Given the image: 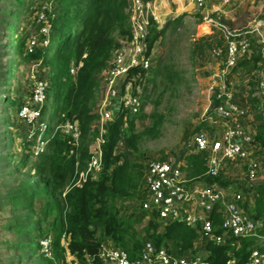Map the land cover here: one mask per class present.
Listing matches in <instances>:
<instances>
[{
	"label": "trees",
	"instance_id": "trees-1",
	"mask_svg": "<svg viewBox=\"0 0 264 264\" xmlns=\"http://www.w3.org/2000/svg\"><path fill=\"white\" fill-rule=\"evenodd\" d=\"M0 2V29L4 26L8 32L6 35H10L3 44L7 64L2 76L10 85L16 60L24 63L31 59H42L46 69L52 67L54 74L49 76L47 99L42 112L54 113V124L77 122L82 141L78 146L70 136L58 133L53 137L47 136L46 151L30 164V148L37 134L30 135L29 130L22 136L21 153L16 155L11 151L14 136L7 129H15L17 125L11 124L8 115L1 121L6 127L4 136L7 145L0 147V161L5 169L0 179L6 191L5 195H0V209L8 207L13 216L6 230L21 236L19 242L11 244L18 255L17 262L101 264L98 255L101 246L108 240L112 246L125 251L131 260L137 258L146 242H150L157 249L164 248L176 257L195 256L201 250L206 264H225L228 260H234L235 264H247L251 247L257 243L258 237L264 236V184L251 186L246 181L228 182L221 173L217 177L208 176L205 174V152L191 151L184 155L181 169L185 180L189 183L199 180L203 182L202 185L215 184L224 189L232 184L236 192L252 202L251 207L248 202L241 207L257 225L256 237H230L225 244L208 242L203 249H199L196 246L199 239L196 229L178 221L162 222L155 213L143 210L145 190L142 165L129 160L131 153L117 152L120 142L125 143L130 151H136L138 134L135 131V116H130L127 111H120L107 125L103 136L100 177L81 186H72L78 173L86 166L89 143L97 135V128L90 132L96 118L97 75L106 68L112 51L119 47L115 35L126 39L130 34L126 12L129 0H56L53 12L48 13L50 44L31 56H26L24 52L29 32L18 36L17 30L28 16L27 22L33 23L37 0ZM154 24L152 20L146 41L147 56L151 55L155 43L169 25L157 30L153 29ZM71 64L77 67L75 75L70 73ZM231 71L250 76L244 87L233 91L232 103L250 114V124L255 131L253 144L258 154H264V123L256 110V92L264 72V60L255 41L251 53L240 58ZM145 74V70L139 69L131 72L139 79ZM4 99V108L14 109V115L24 102L23 98L16 102L7 97ZM219 104L220 101L212 97L211 108ZM142 110L143 104L140 112ZM192 185L195 186L194 183ZM129 200H133L138 207L131 210L125 204ZM144 220L146 223L138 233L135 226ZM219 223V218L215 217V226ZM47 237L52 240V259L41 253L39 245Z\"/></svg>",
	"mask_w": 264,
	"mask_h": 264
},
{
	"label": "built area",
	"instance_id": "built-area-1",
	"mask_svg": "<svg viewBox=\"0 0 264 264\" xmlns=\"http://www.w3.org/2000/svg\"><path fill=\"white\" fill-rule=\"evenodd\" d=\"M53 0H37L33 25L36 31L29 33L25 40L26 56L34 55L50 44L51 25L48 13ZM157 0H129L127 15L130 26L129 37L116 51L109 67L103 75L104 97L98 107L99 125L97 138L89 147V158L85 169L80 171L72 186H81L89 180H97L102 173V145L107 125L112 122L120 111H127L130 116L140 113L142 101L135 90H131L128 79L134 70L149 71L152 67L151 57L147 56L146 41L151 22L156 21L154 2ZM171 2L174 0H159ZM194 7L204 13L202 27L205 32L214 30L223 41V47L210 50L212 60H221V69L213 73L209 90L212 97L220 104L205 113V121L209 126L218 125V131L200 130L192 137V152H205L206 175L217 177L226 167H241L248 179H254L261 170V162L251 156V147L255 131L246 120H250L247 110L232 103L233 88L227 84V78L238 60L251 53V46L259 47L264 60V21L254 24L243 32L231 30L219 18H214L206 10V0H190ZM238 0H222V6ZM25 80L31 84L29 95L16 111V119L30 128V135L37 134L34 145L30 148V158L35 160L43 149L47 148V136L61 134L70 136L77 144L80 140V129L77 122L65 121L49 126L42 120L43 108L46 104V92L49 86L46 68L42 59H31L24 62ZM77 67L70 66V73L75 75ZM125 83V84H124ZM124 85V86H123ZM257 112L264 123V72L258 82ZM212 104V102H211ZM228 107V108H227ZM213 128V127H212ZM49 132V135H47ZM47 135V136H46ZM179 161L152 160L147 163L144 171L145 201L143 210L155 213L162 222H180L188 228L198 231L197 247L203 249L205 244H225L227 238L256 237L257 225L244 213L242 205L247 201L239 192L228 193L218 185H188L182 173ZM220 223L215 226L214 219ZM51 237L39 243L41 253L52 259ZM101 264H206L204 256L176 257L166 249H157L152 243L146 242L137 258L131 260L122 249L103 243L98 255ZM71 259L68 258V262ZM89 261V260H88ZM90 263V262H89ZM225 264H235L228 260ZM247 264H264V236L258 237L257 243L251 247Z\"/></svg>",
	"mask_w": 264,
	"mask_h": 264
},
{
	"label": "rangeland",
	"instance_id": "rangeland-1",
	"mask_svg": "<svg viewBox=\"0 0 264 264\" xmlns=\"http://www.w3.org/2000/svg\"><path fill=\"white\" fill-rule=\"evenodd\" d=\"M26 1L28 2L30 0ZM55 1L56 0L52 1L49 13L53 12ZM217 3L219 2H216V4ZM229 5H231V3L227 4V6ZM227 6H223V8ZM8 8L9 7H6V9ZM227 12V17L220 18L215 13L212 14V16L214 18H219L220 21L226 24L231 30L243 32L254 24L264 21V0H243L240 4L235 3L234 5H231L230 11ZM174 16V14L169 15L165 20H162L161 23L160 20H158V23L155 21L153 29L162 30L166 24L176 18ZM28 18L19 25L17 30L18 36H23L26 31L29 33L36 31L33 23L27 22ZM181 21L180 24L169 26L163 36L155 43L150 55L152 67L149 71H146V74L142 79H139L138 75H133L128 79L131 90H135L142 101L143 110L135 116V131L138 134L136 151H130L125 143L120 142L118 144L117 152L124 154L131 153L129 160L132 163L141 164L143 174L147 163L152 160L167 159L174 162L180 160L181 164H183L182 157L193 150L192 137L196 132L200 130L220 132L223 129L220 119L217 120L218 125L212 126V128L208 125L210 123L205 121L204 117L206 111L211 108L212 92L209 90L211 76L213 73H216L221 69L222 62V59L218 61L210 59V50L215 46L220 48L223 47V41L214 30L211 32H205L206 29L198 27L197 24L199 23V20L197 16L182 15ZM0 32L1 147L2 144L7 145V139L4 136L6 127L1 121L5 119L6 115H8L10 116L11 124L14 123L18 125L21 122H18L16 119L14 109L6 108V110L4 108V98L7 97L8 99L13 100L14 91L18 88L16 84L18 83L15 82L13 85H9L6 82L7 79L2 76V72L5 71V65L7 64V58L4 54L6 51L5 48H3V44L7 42L10 35H6L8 32L4 26H2ZM115 38L120 47V44L125 38L120 39L117 35H115ZM119 47L112 51V56L108 61L106 68L97 75L98 88L94 109L96 118L91 124L90 132H94L99 125L97 106L102 101L105 92L103 75ZM45 70L47 73V75L45 74L46 78L50 82L49 76L54 74L52 67H48ZM17 73L19 75V72ZM249 77L250 76L239 75L237 73L234 74L231 71L228 76L227 84L229 87L233 88V91H235L241 86L244 87ZM138 80L140 81L139 84L136 83ZM154 80L155 83L153 82ZM20 89L21 94L24 96L29 95L31 84L25 80L21 84ZM53 119L54 113H46V111L43 113L42 120L47 121L49 126L54 124ZM250 120H246V124H250ZM20 125L25 128L23 123ZM16 127L18 129L19 125L15 126V129ZM15 129L14 127H10L7 130L12 133V136H14V147L11 151L15 152L17 155L21 153L22 136H25L27 131L25 129L16 131ZM95 134H97V132H95ZM47 135H49V132ZM90 137L91 136L89 135L88 138ZM97 137L98 136L95 135V138L89 143V147L94 143ZM80 142L82 141L79 140L77 143L78 146L81 144ZM45 151L46 149L44 147L42 152L44 153ZM251 156L257 158L261 162L262 167L254 179H248L245 175L244 169L238 167L239 164H236L235 167H226V169L222 170L221 174L224 175L228 182L246 181L251 186L264 184V154L257 153L255 144H252ZM32 162L33 160L31 159L30 164ZM2 164V161H0V175L2 172L5 173ZM1 181L2 180L0 179V195H5L6 191ZM190 183H194V185H202L203 182L193 180ZM190 183H188V185L193 186ZM143 188L145 190L144 182ZM226 191L231 194L236 192L232 184L226 188ZM143 195L145 198V193ZM248 203L251 204L249 206L251 207L252 202L249 201ZM125 204L130 207L131 210L138 207L133 200H129ZM12 218L13 216L10 214L8 207L0 209V260L2 261V264H19L17 262L18 255L13 249L14 247H11V244L19 242L21 236L14 235L6 230L7 224ZM146 219H148V217ZM145 223L146 220L135 226L138 233H141V229ZM199 253L204 256L201 250H199ZM26 257L27 256H25V258Z\"/></svg>",
	"mask_w": 264,
	"mask_h": 264
},
{
	"label": "crops",
	"instance_id": "crops-1",
	"mask_svg": "<svg viewBox=\"0 0 264 264\" xmlns=\"http://www.w3.org/2000/svg\"><path fill=\"white\" fill-rule=\"evenodd\" d=\"M242 1L243 0H238L237 2L231 3V5H234L235 3L240 4V3H242ZM216 2H219V3H217L218 5L216 4ZM231 5L223 8L222 0H206V10L208 9V11L210 13H212V14L215 13L220 18L221 17H227V14H228L227 11H230ZM154 14L157 18L156 23H158V20H160V23H161L162 20H165L169 15H173V14L175 15L174 17H176V18L171 20V22H173L177 18H180L175 23L169 22L168 27L180 24L182 22L181 21L182 15L183 16H192V15L197 16L198 20H199L198 21L199 23L197 24V26L202 27V21H203V16H204V13L197 10L194 7V5L191 3L190 0H174L171 2H165V1L157 0L154 2ZM200 21H201V23H200ZM16 63H17V65H15V69L13 72V78H12L11 84H10V85H13V83H15V82L18 83V84H16L18 88H16V91H14L13 100H11V101H15V102L21 101V98H23V100H25V96L23 94H21L20 87H21V84L25 81V75H26L24 63L22 61H19V60H16ZM17 72H19V75ZM20 73H21V75H20ZM20 124L21 123L18 124L19 125L18 129H15L16 131L25 129L28 132L30 130V128L26 127L25 125H24L25 128H23V126ZM104 243L106 245H111L108 240H106Z\"/></svg>",
	"mask_w": 264,
	"mask_h": 264
},
{
	"label": "water",
	"instance_id": "water-1",
	"mask_svg": "<svg viewBox=\"0 0 264 264\" xmlns=\"http://www.w3.org/2000/svg\"><path fill=\"white\" fill-rule=\"evenodd\" d=\"M228 108V107H227Z\"/></svg>",
	"mask_w": 264,
	"mask_h": 264
}]
</instances>
